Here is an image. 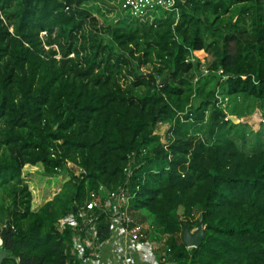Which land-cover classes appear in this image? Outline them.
Listing matches in <instances>:
<instances>
[{
    "label": "trees",
    "instance_id": "16d2710c",
    "mask_svg": "<svg viewBox=\"0 0 264 264\" xmlns=\"http://www.w3.org/2000/svg\"><path fill=\"white\" fill-rule=\"evenodd\" d=\"M99 1L0 0L1 264H66L57 219L126 179L148 238L164 239L161 264H264V142L240 147L216 96L264 109V0H178V18L152 23L108 19ZM37 164L69 179L31 210L21 172ZM200 220L187 248L182 227Z\"/></svg>",
    "mask_w": 264,
    "mask_h": 264
},
{
    "label": "built area",
    "instance_id": "2783aa9c",
    "mask_svg": "<svg viewBox=\"0 0 264 264\" xmlns=\"http://www.w3.org/2000/svg\"><path fill=\"white\" fill-rule=\"evenodd\" d=\"M177 1L118 0V5L123 13L133 19L152 23L155 18L167 13L178 18ZM204 72L207 73L206 70ZM124 172L129 177L128 167L124 168ZM131 198L127 179L117 189L108 190L99 186L97 190L89 193L75 212L57 219L56 227L60 231H71V260L66 264H159L146 233L147 227L135 217L134 214L137 213L129 206ZM101 215L106 221L104 233L99 221ZM1 226L5 225L0 224ZM1 246L0 237V254Z\"/></svg>",
    "mask_w": 264,
    "mask_h": 264
},
{
    "label": "rangeland",
    "instance_id": "374dc122",
    "mask_svg": "<svg viewBox=\"0 0 264 264\" xmlns=\"http://www.w3.org/2000/svg\"><path fill=\"white\" fill-rule=\"evenodd\" d=\"M109 4L103 5L104 3L99 1L98 5L101 8V11L104 13L105 17L108 19H111L114 17V19H117V15L122 13L120 6L118 5V0H107ZM89 5V4H88ZM110 7L108 8V6ZM95 16L103 20V18L95 12ZM119 16V15H118ZM176 18V16H174ZM200 60L202 56L204 55L203 52H199L196 54ZM210 58H204V61L201 62V66L199 68V71L202 73L204 70H206L208 65V60ZM143 71L149 72L151 70L150 65H146L142 68ZM205 74V73H204ZM162 81L166 80L161 78ZM214 83H211L210 86H213ZM216 96L218 100L219 106L224 107L226 109V113L228 115H232V111H237L241 114L247 113L252 110V113L246 115H252L253 113H258V115L261 117V121L256 124H235L238 125L237 128H232L230 130L231 137L235 139L240 147H242L246 151H251L255 149L257 146H261L259 142H264V109L260 108V103L257 101H242L240 98H231L229 101L226 99L223 95L220 93V88L216 86ZM200 97L194 96L191 104L192 106L197 105L199 102ZM236 116V115H234ZM245 117V116H244ZM243 118V117H238ZM242 124V125H240ZM170 127L169 123H162L159 124L156 128V133L159 134L162 137V141L165 142V135L167 134V131ZM241 136H244V139L241 138ZM256 143V145L254 144ZM69 168H73V166L68 163L67 165ZM21 176L24 180V182L28 185L29 190L31 192V210L38 209L42 204H44L47 200H50L55 193L58 192L61 185L69 179V175L66 171H60L58 174L50 176L47 174L41 164H37L36 166L31 165H25L22 169ZM142 217V215H139V218ZM146 227H148V223H144ZM182 241V240H181ZM152 243L153 250L155 251V257L157 261L160 262V264L163 262V253L165 252V244L163 242L150 240ZM10 264V263H9ZM144 264H149V262H145ZM164 264H170V263H164Z\"/></svg>",
    "mask_w": 264,
    "mask_h": 264
},
{
    "label": "water",
    "instance_id": "95a60500",
    "mask_svg": "<svg viewBox=\"0 0 264 264\" xmlns=\"http://www.w3.org/2000/svg\"><path fill=\"white\" fill-rule=\"evenodd\" d=\"M227 119L230 120L233 124H256L261 121V117L258 115V113H253L252 115L245 116L243 118H238L237 116L234 115H228ZM76 211V208H73V212ZM205 231H204V224L202 220H200L198 227L190 231L186 225H183L181 233H180V238L182 242L187 246V247H198L200 243L202 242L203 238L205 237ZM6 257V254L2 252L0 254V263L4 260Z\"/></svg>",
    "mask_w": 264,
    "mask_h": 264
}]
</instances>
